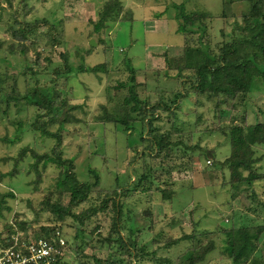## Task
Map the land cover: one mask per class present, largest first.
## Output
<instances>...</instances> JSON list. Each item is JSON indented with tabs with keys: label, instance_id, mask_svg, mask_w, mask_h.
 <instances>
[{
	"label": "rangeland",
	"instance_id": "1",
	"mask_svg": "<svg viewBox=\"0 0 264 264\" xmlns=\"http://www.w3.org/2000/svg\"><path fill=\"white\" fill-rule=\"evenodd\" d=\"M42 1L44 4L41 0H0V57L10 58L12 64V68L6 69L0 63V74L7 71L9 78L6 88L11 90L15 83V88L23 92L25 83L21 72L27 71V68L26 84L35 86L30 70L42 71L47 66L44 61L47 55L54 67L63 62L61 54H65L75 68L104 64L106 69L97 75L81 73L76 77H62L55 79L54 83L51 82L54 77L49 70L38 81L46 90L53 89L54 96L60 102H65L61 114L71 106L76 107L68 115L74 121L67 124L61 133L62 158L73 161L80 181L92 184L94 178L89 174L92 169L99 176V185L91 193L89 202L73 209L74 213L79 214L90 206H100L103 195H98V190L104 193L128 191L129 194L120 199V221L130 218L141 226L136 246L144 248L146 256L141 257L140 264H181L183 259L180 256L186 250L209 243L213 244L214 250L202 264H232L224 248L235 220L238 221L235 216L246 220L248 226L264 225V179L235 189L229 183V170L216 168L212 159L223 162L230 155L225 135L231 127L264 123V92L254 91L246 98L248 100L243 101L241 96L228 97V100L222 99L220 103L200 99L198 107L189 105V109L181 107L173 111L172 105L170 111H161L159 131H170L169 128L173 126L172 129H177L178 133L172 130L174 134L169 133V140L181 144V148L172 150L163 160L153 149L151 152L144 151L142 155L145 143L140 141L139 133L129 135L122 133L116 125L98 122L103 116V106L111 111L117 104L116 100L121 102V93L113 88L118 82L127 81L125 61H130L140 83L155 81L152 87L154 85L156 90L164 88V93L177 94L178 89L186 91L190 84L177 88L162 79L159 72L164 66L163 55L166 53L169 58H177L179 54L176 48L185 44L184 37L176 32L177 25L171 7L188 1L187 12L207 13L213 19L209 31L217 35L221 29L230 33L234 24L232 20L224 24L220 20L222 0H119L122 7L116 22L98 34L93 31V22L98 20L106 2L111 0ZM35 3L38 5L37 10L46 8L53 13L51 19L61 24H58L57 33L51 40L46 37L41 39L38 33L28 36L24 43L29 48L27 63L24 64L21 56L13 57L7 48L11 45L17 47L11 35V31L16 28L15 22L22 26H33L35 18L43 15L42 10L37 13L36 8L31 7ZM166 8L171 11L172 21L167 19L170 12L166 13ZM241 11L239 7L234 8L238 15ZM158 15L164 17L168 25L165 22L151 25L159 19ZM91 42L94 46H91ZM49 47L52 53H48ZM86 51L92 52L83 60ZM146 69L149 72L144 77ZM186 76L189 81L188 73ZM41 87L38 89L43 90ZM192 108L196 110L192 111ZM220 110L223 112L221 117L217 113ZM50 118L22 102L17 105L12 103L7 109L4 105L0 107V234H4L7 223L14 227L15 222L30 234L29 237L43 235L44 230L54 228L52 235L59 231L64 242L59 264H98L95 260L107 258L111 264H137V260L132 259L117 244L108 250L99 247L100 240L112 234L110 225L114 213L111 211V201L106 210L83 226L71 218L59 221L51 214L52 203L67 204L69 197L56 187L59 170L52 165L43 167L40 164L36 171L32 167L34 159L31 156V151L38 155L49 154L54 146V139L41 136L39 131L31 127L36 121L45 122ZM19 123L27 129L16 139ZM57 129L58 124L48 127L51 132ZM24 148L29 151L23 159H19ZM200 149L211 152L213 158L204 156ZM255 158H259L258 164L254 166L255 172L264 175V147L255 150ZM243 174L246 176L247 172ZM143 176L147 178L145 181L142 180ZM145 183L153 190L143 194L141 189L147 186ZM133 184L136 187L132 191ZM171 187L177 192L176 198L172 202L161 200L159 191ZM79 233L83 234L80 246L73 240L75 234L78 236ZM121 233L127 238V231L122 230ZM183 236H191V241L168 245ZM260 251L255 254L254 248H248L247 264H264V237Z\"/></svg>",
	"mask_w": 264,
	"mask_h": 264
},
{
	"label": "trees",
	"instance_id": "2",
	"mask_svg": "<svg viewBox=\"0 0 264 264\" xmlns=\"http://www.w3.org/2000/svg\"><path fill=\"white\" fill-rule=\"evenodd\" d=\"M41 2L44 4L42 0ZM222 4V10L219 16L220 20L223 24L232 20L234 24L230 33L221 29L217 35L209 31L212 23L211 20L213 19L207 13L201 11L187 12L186 3L171 7V10L174 12L173 19L177 25L176 32L184 37L185 44L180 48H176V52L179 54L177 58H169L166 53L163 55L164 66L162 71L159 70V72L161 73L162 79L166 80L168 84L176 85L177 88L190 84V87L186 91L181 92L178 89L177 94L173 92L164 93L166 92L164 88L159 87L156 90L154 85L152 87L155 81L140 83L136 78L137 73L133 69L130 61H125L126 71L128 72L127 81L118 82L113 88L121 93L119 94L122 96L121 102L116 100L117 104L111 111L106 106H103V116L99 118L98 122L104 125H116L122 133L129 135L139 133L140 141L145 143L142 151L143 156L144 151L151 152L153 149L154 153L163 160L172 150L181 148V144L169 140L170 134H174L173 131L178 133L177 129H172L173 126H171L169 128L171 129L170 131H159V125L162 123L160 113L161 111H170L169 108L172 105L173 108L171 110L175 111L181 107H188L189 109L191 108L189 105L193 107L197 106L200 99H211L220 103L222 99L226 101L229 99L228 97L241 96L243 101L244 99L248 100L246 98L250 97L254 91L264 92V0H222ZM31 7H35L37 13L42 10L43 15L35 18L33 26H22L20 23L15 22L16 28L11 31V35L17 43V47L15 48L14 45H11L7 48L13 57L16 55L21 56L24 64L27 63L26 56L29 49L24 46V43L28 39V36L38 33L41 39L46 37L51 40L52 36L57 33L58 24H61L51 19L53 13L49 12L46 8L41 7L42 9L39 11V9L37 10L38 5L36 3L35 6L32 5ZM121 7L119 0L106 2L102 12L98 16V20L93 22L94 33H101L109 25L114 24ZM235 7L241 8L242 11L239 15L234 12ZM168 10L166 8L165 12L167 13ZM160 16L158 15L157 18ZM194 41L196 43L195 45ZM48 51V53H52L50 47ZM91 52L86 51L82 59L88 58ZM180 54H182V58ZM37 56L39 57L40 53ZM61 60L63 62L54 67V63L47 55L44 58L47 66L42 68V71L30 70L32 72L31 78L35 79L34 82L36 84L33 87L26 84L28 68L27 71H19L21 72V76L24 77L25 88L23 92L15 88V83L12 84L11 90L7 89V71L0 74V107L4 105L7 109L12 103L17 105L19 102H22L27 106L36 108L39 112L42 111L46 117L51 116L48 121H36L31 125L33 129L39 131L41 136L55 140V144L49 154L38 155L31 151V156L34 159L32 167L36 169L40 164L43 167L52 165L59 170L56 187L60 192L62 191L69 197L67 204L52 203L50 205L51 214L56 216L59 221L71 218L73 222H77L79 226H83L102 210H106L108 203L111 201L113 204L111 211L114 213V216H112L113 222L110 225L112 234L100 240L99 247H106L108 250V248H113L117 244L124 248V252L129 254L132 259L137 260V264H140L142 262H139L141 257L146 256L144 248L136 246V240L139 243L138 238L141 235V226L135 221L130 220V218L120 221V199L129 194L128 191V193H120L117 190L113 193H104L102 190H98V195H103L100 206H90L79 214H75L73 211V209L89 202L91 193L99 185V176L97 171L92 169L89 170V174L94 178V182L91 184L80 181L73 161L62 158L61 133L64 132L67 124L74 121V118L68 115L76 107L71 106L61 114V110L65 108V102H60L54 96L53 89L46 90L44 88L45 86L41 87L38 84V81H40V76L46 75L49 70H51L54 77L51 82L54 83L55 79L58 80L62 77L65 79L72 76L76 77L81 73L97 75L98 73H104L106 69L104 64L93 67L80 65L75 68L70 64L65 54H61ZM0 63H3L6 69L12 68L10 58L8 57H0ZM148 72V69L144 70V77ZM186 73L190 77L189 81L187 80ZM192 82L193 86L191 85ZM39 87L47 92L45 93L43 90L38 89ZM159 91L160 93H157ZM192 109V111L196 110L194 108ZM6 111H4V114ZM217 113L220 114V117L223 114L222 110ZM41 118L43 119L42 116ZM54 124H58L57 131H49L48 127H52ZM26 129L23 124L19 123L16 130V139ZM225 138L228 140L230 146V155L223 162L215 161V159L212 160L216 168H227L229 170L230 186L237 189L240 185L245 184L250 186L256 181L263 180L264 175L257 174L254 166L259 162V158H255V150L264 147V123L257 122L253 125H246L245 127L233 126L225 135ZM190 149L193 150L194 148ZM200 150L202 151L203 149ZM27 151L29 150L24 148L19 154V159H23ZM202 153L207 158H213V154L210 155L211 152L202 151ZM139 158L144 159V157ZM243 172H247V175L244 176ZM37 176L39 177L38 173ZM146 179V176L142 177L143 181ZM145 184L147 186L141 189L143 194L153 190L148 183ZM170 184L171 182L168 184L169 187ZM135 187L136 184H133L132 191ZM159 192L161 194V200L165 202H172L177 196L176 190L172 187ZM10 197H13V195L10 194ZM7 210L9 209L7 208ZM235 218L238 221L235 220L233 224V228L225 243L224 252L232 264H247L248 248H254L255 254L262 252L260 251V246L262 244V238L264 237V225L248 226L245 222L246 220L238 219L236 216ZM240 221H244V223ZM15 229L22 232L24 237L30 235L16 222L14 227L13 224L8 225L7 223V228L3 232L6 236L3 237L4 234H0V247H7L10 244V238L15 233ZM122 230L127 231V238H124L121 233ZM54 231V228L52 230H44L43 235L33 237H49ZM60 231L63 233V229L60 228ZM76 234L73 238L74 242L77 244L79 242L82 243L83 234L79 233L78 236ZM190 239L191 236H183L169 242L168 245H177L182 241ZM80 243L78 246L81 245ZM213 250L214 246L212 243L203 247L195 245L192 249L186 250L180 256L183 259L181 264H202L206 256ZM107 259L95 261L98 264H111Z\"/></svg>",
	"mask_w": 264,
	"mask_h": 264
},
{
	"label": "built area",
	"instance_id": "3",
	"mask_svg": "<svg viewBox=\"0 0 264 264\" xmlns=\"http://www.w3.org/2000/svg\"><path fill=\"white\" fill-rule=\"evenodd\" d=\"M57 231L49 237H24L20 231L11 235L10 244L0 247V264H59L64 242Z\"/></svg>",
	"mask_w": 264,
	"mask_h": 264
},
{
	"label": "crops",
	"instance_id": "4",
	"mask_svg": "<svg viewBox=\"0 0 264 264\" xmlns=\"http://www.w3.org/2000/svg\"><path fill=\"white\" fill-rule=\"evenodd\" d=\"M187 4H189V2H188V1L186 2V6H187ZM168 11H169V10H168ZM168 11H167V12H168ZM169 12H170V17H169V18H167V19H168L169 21H172V20H171V18H172L171 11H169ZM172 12H173V11H172ZM160 18H162V19H160ZM164 20H165V18H164V17H159V19H157L156 21H154V22H153L151 25H154V24H155V22H156V23L165 22ZM165 23H166V22H165ZM166 25H168V24L166 23ZM176 29H177V28H176Z\"/></svg>",
	"mask_w": 264,
	"mask_h": 264
},
{
	"label": "water",
	"instance_id": "5",
	"mask_svg": "<svg viewBox=\"0 0 264 264\" xmlns=\"http://www.w3.org/2000/svg\"><path fill=\"white\" fill-rule=\"evenodd\" d=\"M91 46H94V44L91 42Z\"/></svg>",
	"mask_w": 264,
	"mask_h": 264
}]
</instances>
